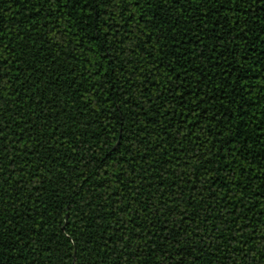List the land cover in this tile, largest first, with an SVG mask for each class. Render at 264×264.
Returning a JSON list of instances; mask_svg holds the SVG:
<instances>
[{"label":"trees","instance_id":"1","mask_svg":"<svg viewBox=\"0 0 264 264\" xmlns=\"http://www.w3.org/2000/svg\"><path fill=\"white\" fill-rule=\"evenodd\" d=\"M0 264H264V0H0Z\"/></svg>","mask_w":264,"mask_h":264}]
</instances>
